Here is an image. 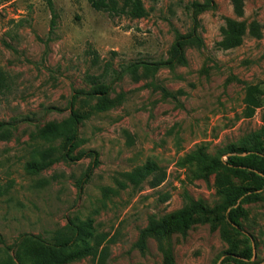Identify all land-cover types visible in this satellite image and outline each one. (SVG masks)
Returning <instances> with one entry per match:
<instances>
[{
    "label": "rangeland",
    "instance_id": "obj_1",
    "mask_svg": "<svg viewBox=\"0 0 264 264\" xmlns=\"http://www.w3.org/2000/svg\"><path fill=\"white\" fill-rule=\"evenodd\" d=\"M92 1L119 10L124 0H50L52 30L47 0L0 2V123L8 133L0 138V263L40 264L38 247L86 225L88 245L104 237L103 258L67 264H264V200L242 203L237 227L218 213L195 216L184 232L140 238L150 219L192 202L220 204L216 173L188 157H215L261 126L264 0H242L241 16L231 0L199 11L192 5L205 0H141L147 16L134 19ZM225 19L246 27L229 50L217 46ZM253 21L260 37L248 32ZM176 34L193 36L182 47L185 63L155 66L169 59ZM139 62L149 66L128 70ZM96 83L109 85L107 110L96 108ZM252 85L262 96L245 118ZM72 114L85 118L71 145L50 128ZM150 163L165 174L159 186L151 176L137 186L123 177ZM248 250L254 257L241 256Z\"/></svg>",
    "mask_w": 264,
    "mask_h": 264
},
{
    "label": "trees",
    "instance_id": "obj_2",
    "mask_svg": "<svg viewBox=\"0 0 264 264\" xmlns=\"http://www.w3.org/2000/svg\"><path fill=\"white\" fill-rule=\"evenodd\" d=\"M12 0H0V2H8ZM233 12L237 16L242 15L243 1L231 0ZM48 7L52 13L50 30L54 27L55 14L53 12L50 0H47ZM91 5L98 9L107 12H119L130 18H143L147 13L142 5L141 0H124L122 6L118 10L114 4H108L102 1H92ZM211 0H205L203 5L194 3L192 7L195 10H203L210 8ZM246 27L244 23L236 22L231 19H225L224 26L221 29L222 39L217 46L222 50H229L239 46L242 42ZM248 32L254 37H260V26L255 22H251L248 27ZM193 36L175 35V41L172 45L170 57L166 61L155 63V66H167L172 69L175 63L184 64L185 58L183 54V45L188 39ZM149 66L147 63L139 62L132 64L128 70L134 72L138 67ZM4 82L3 76L0 74V86ZM93 94L99 95L96 108L99 111L107 110L113 102L106 98L109 91V85L96 83ZM262 90L259 85L246 87L244 98L243 115L245 118H251L255 110L259 107ZM85 117L82 115L72 114L68 120L59 125H54L50 128L52 134H57L65 137L67 144H73L75 141L76 126ZM4 123H0V138L6 139L8 133L3 130ZM188 161H199L203 165V170L209 173H216V188L220 196V204L212 209L202 205L200 202H192L177 211L158 219H150L148 226L140 232V238L148 236H165L171 229H176L184 232L193 224L199 216L202 220L207 217L221 213V219L229 226H239L238 219L242 215L241 205L246 202H255L264 200V117L261 119V126L258 130L253 131L238 141L237 144H232L225 147L215 157L207 156L201 152L188 157ZM32 168V167H31ZM35 170L38 168L33 167ZM151 176V187L159 186L165 179V174L156 165L148 164L139 167L130 173L123 175L125 180L137 186L142 181ZM240 180L243 184L235 185L231 179ZM165 200L167 196L164 197ZM93 237L91 229L86 226L66 227L64 233H56L54 236L55 245L53 248L40 246L36 249V257L40 260V264H67L73 261L82 260L89 256H97L102 260L105 250L102 248L98 251L104 237H94L96 245H88V240ZM70 247V251L65 252L64 248ZM252 251L248 250L242 257L250 259ZM0 264H11L3 262Z\"/></svg>",
    "mask_w": 264,
    "mask_h": 264
},
{
    "label": "water",
    "instance_id": "obj_3",
    "mask_svg": "<svg viewBox=\"0 0 264 264\" xmlns=\"http://www.w3.org/2000/svg\"><path fill=\"white\" fill-rule=\"evenodd\" d=\"M252 253H253V257H254V250H252Z\"/></svg>",
    "mask_w": 264,
    "mask_h": 264
}]
</instances>
